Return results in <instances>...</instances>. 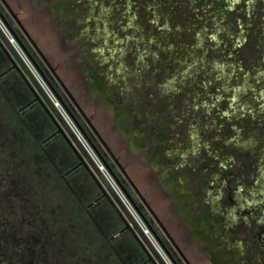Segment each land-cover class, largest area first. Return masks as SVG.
<instances>
[{"label":"rangeland","instance_id":"rangeland-1","mask_svg":"<svg viewBox=\"0 0 264 264\" xmlns=\"http://www.w3.org/2000/svg\"><path fill=\"white\" fill-rule=\"evenodd\" d=\"M0 10L22 40L0 16V264H169L162 252L175 264L156 234L180 264H259L239 228L254 212L224 196L223 165H252L264 149V0H0ZM42 84L101 146L161 253ZM78 154L87 166L73 170Z\"/></svg>","mask_w":264,"mask_h":264},{"label":"flooded vegetation","instance_id":"flooded-vegetation-1","mask_svg":"<svg viewBox=\"0 0 264 264\" xmlns=\"http://www.w3.org/2000/svg\"><path fill=\"white\" fill-rule=\"evenodd\" d=\"M60 99L64 101L62 95L57 92ZM74 99V98H73ZM72 99V100H73ZM32 102V100H30ZM29 102V103H31ZM79 111L82 112L80 106L77 104L75 100H73ZM68 105V108L70 109L71 113L74 115L76 118V113H74L71 109L72 105L65 103ZM83 114V113H82ZM77 120V118H76ZM78 121V120H77ZM78 123L81 125L83 128V125L81 124L80 121ZM85 131V130H84ZM51 136V135H50ZM96 149L99 151V155H102V157L106 160V162L109 164V160L107 155L103 152L101 146L99 144L95 143L92 141ZM103 143V142H102ZM264 149H258L257 150V156H256V161L251 164L248 163V160H243L241 159L238 161V164L236 165L235 168L232 167V159L230 160L231 162L226 165H223V167L226 169V174L224 176V181L223 185L227 187L226 192L224 193V196H226L229 200L233 202H237L235 207L239 210H252L254 212V215H251L248 213V216L243 217V219L240 220V225L239 228L243 229L245 239L242 241L245 242V247L250 248L256 252V256H258V263L259 264H264ZM108 152L110 156H112L114 162L116 165H118L117 158L111 153V151ZM251 160V159H250ZM78 162V161H77ZM75 162L73 164V170L77 169L79 163ZM110 165V164H109ZM119 166V165H118ZM121 167V166H119ZM254 168V172L252 171L251 173L248 171L249 168ZM112 168V167H111ZM113 169V168H112ZM114 170V169H113ZM115 172V170H114ZM116 173V172H115ZM253 173L256 174V177L253 176ZM118 175V174H117ZM105 195V194H104ZM103 195L98 194L96 198L92 200V204H101L103 199ZM134 199V198H133ZM135 203H137V207L141 211V213L144 214L142 209L140 208V205L138 204L137 200H135ZM245 205V206H244ZM145 216V215H144ZM146 218V216H145ZM240 218V217H239ZM147 222L149 220L146 218ZM151 224V223H150ZM166 231V229H164ZM127 231V229H125ZM121 232V231H120ZM119 231L116 232V234L112 237L117 236ZM167 235L169 234L166 231ZM170 238H172L170 235H168ZM162 240V239H161ZM176 248H179V245H177L173 238L171 239ZM163 241V240H162ZM164 245L172 255V259L176 262V264H180L173 253V251L170 250V246L168 244H165L163 241ZM180 250V248L178 249ZM181 252V251H180ZM255 254V253H253ZM147 260L141 261V264L146 263Z\"/></svg>","mask_w":264,"mask_h":264},{"label":"built area","instance_id":"built-area-1","mask_svg":"<svg viewBox=\"0 0 264 264\" xmlns=\"http://www.w3.org/2000/svg\"><path fill=\"white\" fill-rule=\"evenodd\" d=\"M5 26L6 25L3 24V22L0 19V27H2V29L5 28L7 30V28H6L7 26L6 27ZM33 67L32 68L36 71V74H37L39 71H37V68L35 66H33ZM36 74H35V76H36ZM44 87L46 88L45 91L48 93L49 98L51 99L52 103L55 105V107H57V109L62 114L63 118L66 120V122L68 123V125L71 127L72 131L74 132V134L76 135V137L78 138V140L85 147L86 151L88 152V154L92 158V160L95 163V165L105 175V177L107 178V180L109 181L110 184L112 182L115 183V185L117 186V189L114 188V186L112 184H111V186L117 191L119 197L122 199L123 203L127 206V209L132 213V215L134 216V218L137 219V221L139 222V225H140L143 233L147 236L148 240L151 241V243H153V245L155 246V248L159 251L158 247H160V246H159L158 242H156L157 240L153 236L150 227L148 225H146V223H145V221L143 219H141L142 217L139 218V214L137 213V211L135 210V208L131 205V203L128 202V200H127L128 198L124 195V193L122 192V190L119 187L118 183L115 181L114 177L111 175V173L108 171V169L106 168V166L102 162L100 156L97 153H95L93 151V149L90 148V146H88V144L86 143V140H85L83 134L81 133L80 129L78 128V125L75 123V120L73 121V119L69 116V112L64 108V106L59 101V99L57 98V96L55 95V93H53L52 90H50L49 87H47V86H44ZM162 253H161V255L162 256L163 255L165 256V254L164 253L162 254ZM164 256H163V258L166 259V262L169 263V264H171V262L166 257H164Z\"/></svg>","mask_w":264,"mask_h":264},{"label":"water","instance_id":"water-1","mask_svg":"<svg viewBox=\"0 0 264 264\" xmlns=\"http://www.w3.org/2000/svg\"><path fill=\"white\" fill-rule=\"evenodd\" d=\"M29 54V53H28ZM35 65H36V67H38L37 69L41 72V74L44 76V78L47 80V82L50 84V82H49V80L46 78V75H45V72L40 68V66L35 62ZM52 86V85H51ZM52 89L54 90V93H55V95L57 96V98H60L59 97V95H58V93H57V91L54 89V87H52ZM35 92V91H34ZM36 93V92H35ZM71 96V95H70ZM72 99H73V97H71ZM36 99H39L40 100V98H39V96H38V94L36 93ZM74 100V99H73ZM41 101V100H40ZM62 105L66 108V110L69 112V114H70V116H72L73 118H74V120H75V122H76V124L78 125V126H80V128H81V130L83 131V132H85L84 131V129L81 127V125L78 123V121L76 120V118L74 117V115L71 113V111H70V109L68 108V106L62 101ZM57 125H58V131L59 132H63V130H62V128H61V126L57 123V122H55ZM99 136V135H98ZM88 137V136H87ZM89 138V137H88ZM90 139V138H89ZM103 142V144H105L104 143V141H102ZM90 144L93 146V148L96 150V153L99 155L100 153H99V151L96 149V146H95V144L91 141V139H90ZM73 146V145H72ZM106 146V145H105ZM106 148H108V147H106ZM78 156H79V164L80 163H82V164H85L86 166H87V164H86V162L84 161V159L82 158V156L80 155V154H78ZM100 156V158H101V160H102V162L104 163V165L106 166V168L108 169V171L111 173V175L114 177V179H115V181L118 183V185H119V187L121 188V190H122V192L124 193V195L128 198V200L130 201V203L132 204V206L135 208V210L140 214V216L142 217V219H144V221L146 220V218H145V216H144V214L143 213H141V211L139 210V208L137 207V204L135 203V201H134V199H133V197L131 196V194H130V192L127 190V188L121 183V181H120V178H119V176L117 175V173H115L114 172V170L111 168V166L106 162V160L102 157V155H99ZM117 160V159H116ZM117 162H118V165L119 166H121V164L119 163V161L117 160ZM121 168V170H124L123 169V167L121 166L120 167ZM101 186V185H100ZM102 188V187H101ZM102 190H103V194H105L106 196H107V192L105 191V189H103L102 188ZM124 220H125V218H124ZM147 221V220H146ZM147 224H148V226L152 229V227L150 226V223L149 222H147ZM125 227L126 228H131V226L129 225V223L127 222V220H125ZM153 230V229H152ZM155 232V231H154ZM156 234V233H155ZM156 236H157V239L159 240V242L161 243V245L164 247V250L168 253V255L170 256V258L172 259L173 257H172V255L170 254V252L168 251V249L166 248V246L164 245V243H163V241L161 240V238L156 234ZM148 255H149V253H148ZM149 258H150V255H149ZM173 260V259H172ZM174 261V260H173ZM175 262V261H174ZM175 264H176V262H175Z\"/></svg>","mask_w":264,"mask_h":264},{"label":"trees","instance_id":"trees-1","mask_svg":"<svg viewBox=\"0 0 264 264\" xmlns=\"http://www.w3.org/2000/svg\"><path fill=\"white\" fill-rule=\"evenodd\" d=\"M0 16H1V18L4 20V23L7 25V27L11 30V33H12V35L16 38V40H17V42L18 43H20L21 45H22V40H21V38H20V36H19V34L16 32V30L8 23V21L6 20V18H5V16H4V14H3V12L0 10ZM31 102V101H30ZM38 102H40V101H38ZM42 103V102H41ZM54 135V133L53 134H51V136H53Z\"/></svg>","mask_w":264,"mask_h":264},{"label":"crops","instance_id":"crops-1","mask_svg":"<svg viewBox=\"0 0 264 264\" xmlns=\"http://www.w3.org/2000/svg\"><path fill=\"white\" fill-rule=\"evenodd\" d=\"M64 102V101H63ZM65 103V102H64Z\"/></svg>","mask_w":264,"mask_h":264}]
</instances>
